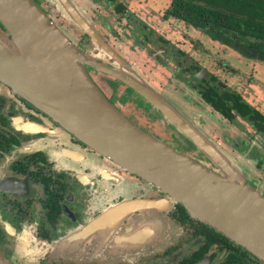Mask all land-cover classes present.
Masks as SVG:
<instances>
[{
	"label": "flooded vegetation",
	"instance_id": "flooded-vegetation-1",
	"mask_svg": "<svg viewBox=\"0 0 264 264\" xmlns=\"http://www.w3.org/2000/svg\"><path fill=\"white\" fill-rule=\"evenodd\" d=\"M33 1L39 6L38 0ZM106 1L113 4L117 15L129 20L132 33L142 36L139 46L151 65L162 68L182 86L180 99L186 109L196 105L185 90L196 97L197 104L220 116L205 103L200 91L210 87L231 90L154 34L122 4ZM0 31L6 33L1 26ZM82 37L89 40L85 34ZM135 59L138 72L146 77V62ZM86 71L118 112L138 123L136 127L145 126V133L172 147L187 146V140L171 124V128L165 127L157 110L143 107L134 91L89 67ZM95 75L110 81L97 83ZM161 95L172 102L165 92ZM177 107L189 119L188 113ZM189 120L200 128L204 123L200 116ZM222 120L241 132L250 130L262 140L259 145L239 142L233 146V160L264 185V132H257L238 117L234 123ZM194 148L179 152L199 163L207 162L209 169L215 167ZM0 253L10 264H264L193 219L180 203L96 155L1 81Z\"/></svg>",
	"mask_w": 264,
	"mask_h": 264
},
{
	"label": "water",
	"instance_id": "water-1",
	"mask_svg": "<svg viewBox=\"0 0 264 264\" xmlns=\"http://www.w3.org/2000/svg\"><path fill=\"white\" fill-rule=\"evenodd\" d=\"M99 51L110 67L88 59L33 0H0V81L45 113L96 155L180 203L188 214L264 263V185L250 178L172 102L137 79L112 55L70 0H50ZM9 37V38H8ZM86 67L134 91L157 110L217 170L185 156L130 123L105 98ZM0 264H10L0 253Z\"/></svg>",
	"mask_w": 264,
	"mask_h": 264
},
{
	"label": "rangeland",
	"instance_id": "rangeland-1",
	"mask_svg": "<svg viewBox=\"0 0 264 264\" xmlns=\"http://www.w3.org/2000/svg\"><path fill=\"white\" fill-rule=\"evenodd\" d=\"M70 1L103 39L112 55L120 63L127 64L128 67H131L135 71L132 73L137 79L142 77V75L137 70L139 65L135 57L139 58L140 63L143 61L146 62L145 65L148 66L146 68H149V71L148 74H144L146 77H143V79L160 94L165 92L172 100L173 107L176 108V106H179L182 110H185L189 115V119L200 116L204 120V123L201 124L203 126L202 128L195 127L213 142H219V147L231 159H235L234 154H236L233 152L235 151L233 146H239V142H244V144L253 142V144L259 145L260 141H262L252 131L249 130V133L241 132L239 128H235V126L222 120L220 116L213 113L202 103L199 102L197 104L196 97L185 90V95H188L189 100L196 105L191 110L186 109L187 106L180 99L181 91L184 92L182 86L168 78V75L162 68L152 66V63L144 57L143 48L139 46L138 41L142 36H139L137 32L132 33V24L128 19L125 20L114 12L112 3L106 0ZM115 2L122 4L127 12L137 16L148 28L153 30L154 34L161 36L163 40H166L175 48L180 49L189 60L196 62L209 73L215 75L220 83L224 84L228 90L239 94L241 98L264 115V64L240 58L232 51L208 40L198 31L180 21L174 19L164 20L162 15L169 5V0H115ZM38 3L51 23L61 29L66 39L79 53L88 59L98 60L110 67L116 66V60L107 57L99 51V47L97 48L91 41L82 37L83 33L58 10L53 2L50 0H38ZM0 34L6 36V33L1 31ZM132 37L135 38L134 42L129 45ZM121 56H126L127 58L125 59ZM94 78L97 83L110 81L98 75H95ZM140 99L145 109L147 105L151 109H155L146 100L143 98ZM177 110L183 113L180 109ZM121 114L127 120L133 122L134 125L138 126V123L131 120L127 114L123 112ZM161 126L163 127L164 125ZM165 127L171 128L169 124L165 125ZM144 128L146 127L144 126ZM144 128L142 127L140 129L145 132ZM185 139L187 140V146L174 145L173 148L177 151H186L189 148H194L192 145L193 142H190L187 138ZM235 162L239 164V162ZM203 164L207 165V162H203ZM211 170L215 171L217 168L213 167Z\"/></svg>",
	"mask_w": 264,
	"mask_h": 264
},
{
	"label": "trees",
	"instance_id": "trees-1",
	"mask_svg": "<svg viewBox=\"0 0 264 264\" xmlns=\"http://www.w3.org/2000/svg\"><path fill=\"white\" fill-rule=\"evenodd\" d=\"M162 18L180 21L240 58L264 64V0H169ZM200 93L223 119L234 123L238 117L264 132V116L237 93L212 87Z\"/></svg>",
	"mask_w": 264,
	"mask_h": 264
},
{
	"label": "crops",
	"instance_id": "crops-1",
	"mask_svg": "<svg viewBox=\"0 0 264 264\" xmlns=\"http://www.w3.org/2000/svg\"><path fill=\"white\" fill-rule=\"evenodd\" d=\"M243 167V166H242ZM245 169V168H244ZM248 172V171H247ZM249 174V173H248ZM250 178H253L250 174H249ZM254 179V178H253Z\"/></svg>",
	"mask_w": 264,
	"mask_h": 264
}]
</instances>
